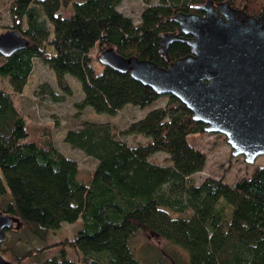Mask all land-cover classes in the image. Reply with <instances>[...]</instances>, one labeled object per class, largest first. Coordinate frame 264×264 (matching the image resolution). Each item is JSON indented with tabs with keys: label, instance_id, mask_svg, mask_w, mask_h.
Here are the masks:
<instances>
[{
	"label": "trees",
	"instance_id": "trees-1",
	"mask_svg": "<svg viewBox=\"0 0 264 264\" xmlns=\"http://www.w3.org/2000/svg\"><path fill=\"white\" fill-rule=\"evenodd\" d=\"M226 1L264 15V0ZM120 2L9 3L6 30L18 31L27 44L10 55L0 52V76L11 85V91L0 87V196H8L0 212L29 225L41 240L63 221L81 218L83 227L72 238L47 243L58 245L54 255L40 260L38 253L45 244L36 249V259L22 263L30 257L29 249L17 255L15 263L7 260L6 264H78L68 256L67 247L79 260L91 264H168L161 254L148 259L134 250L133 240L141 232L186 251L185 260L175 259L172 264H264V164L231 184L222 176L192 182L189 177L203 169L206 153L189 136L204 132L205 124L193 119L191 110L176 96L166 94L164 105L149 109L120 130L124 135L145 136V143L129 145L108 122L85 121L67 129L65 141L96 159L87 182L78 178L77 161L52 141L43 145L29 137L12 94L22 92L33 58L53 71L65 94L71 93L65 74L80 81L82 98L76 102L80 109L90 105L97 112L115 114L126 103L144 107L162 95L128 71L104 62L99 54L113 48L125 57L134 55L166 66L187 54L190 46L174 40L165 57L160 51L161 35L177 32L178 22L173 18L177 12L203 14L201 0L149 3L137 23L118 9ZM93 47L103 65L100 72L92 65ZM42 90L57 99L50 86ZM157 151L166 152L170 163L150 160ZM170 210L189 213L174 216Z\"/></svg>",
	"mask_w": 264,
	"mask_h": 264
},
{
	"label": "water",
	"instance_id": "water-1",
	"mask_svg": "<svg viewBox=\"0 0 264 264\" xmlns=\"http://www.w3.org/2000/svg\"><path fill=\"white\" fill-rule=\"evenodd\" d=\"M203 14L177 12V32L161 35V53L183 40L190 51L166 66L113 48L100 58L150 86L159 94L176 96L202 121L207 132L223 134L233 155L253 163L264 155V15L233 7L228 1L206 0ZM182 34H180V33ZM27 44L18 31L0 33V52L10 55ZM17 217L0 212V243ZM7 260L0 252V264Z\"/></svg>",
	"mask_w": 264,
	"mask_h": 264
},
{
	"label": "rangeland",
	"instance_id": "rangeland-1",
	"mask_svg": "<svg viewBox=\"0 0 264 264\" xmlns=\"http://www.w3.org/2000/svg\"><path fill=\"white\" fill-rule=\"evenodd\" d=\"M10 1L0 0V31L9 28L8 6ZM157 1L121 0L118 9L131 16L133 21L137 23L143 7ZM241 6L243 7V5ZM90 52L94 56L96 55L92 65L96 71L100 72L103 65L97 58L96 48H91ZM65 78L71 87L70 94H65L57 86L53 71L41 59L33 58L32 71L22 92L13 93L12 98L16 108L26 120L29 137L43 145L52 141L57 149L77 161L79 167L78 178L83 182H87L90 178V172L96 164V159L86 155L81 149L72 147L65 141L64 136L67 129L80 127L85 121L108 122L112 125L115 135L129 145L145 143L147 140L145 136L138 134L124 135L120 133V130L129 122L144 116L149 109L164 105L168 100V96L162 94L156 102L144 107L126 103L115 114H108L97 112L90 105H85L81 109L78 108L76 102L82 98L80 81L70 74H65ZM46 85L54 90L57 99L42 90ZM0 87L11 91V85L4 76H0ZM189 141L206 153V162L203 169L194 172L189 177L194 183H200L206 176H222L226 182L231 184L240 176L250 174L255 166L264 164V155H258L253 163L246 162L241 154L233 155L230 144L226 141L225 136L220 133L207 131L194 133L189 136ZM167 156L166 152L157 151L151 154L149 159L155 163L169 164ZM7 200V195L0 196V207L4 206ZM170 212L174 216H183L189 213L188 211L175 212L171 210ZM82 227L83 220L81 218L73 222L63 221L60 227L49 231L46 240H41L32 232L29 225L17 219L14 222V227L5 231V238L0 243V252L6 260L15 263L17 255H21L30 249L32 251L30 257L22 260V263H25L36 259L37 252L35 251L38 247L65 238H72ZM132 244L134 250L140 253L142 251L146 258L150 259L152 254H161L168 264H172L175 259L185 260L187 257V253L183 248L153 236L149 232L138 233ZM66 249L68 256L77 260L78 264H91L79 260L71 248L67 247ZM57 252L58 245H48L41 250V253H38V256L42 260Z\"/></svg>",
	"mask_w": 264,
	"mask_h": 264
},
{
	"label": "flooded vegetation",
	"instance_id": "flooded-vegetation-1",
	"mask_svg": "<svg viewBox=\"0 0 264 264\" xmlns=\"http://www.w3.org/2000/svg\"><path fill=\"white\" fill-rule=\"evenodd\" d=\"M206 0H201L200 5L204 3ZM213 1V0H212ZM215 3V1H213Z\"/></svg>",
	"mask_w": 264,
	"mask_h": 264
}]
</instances>
